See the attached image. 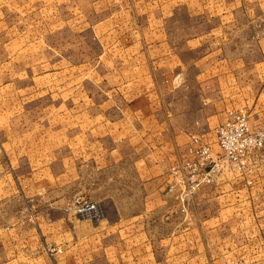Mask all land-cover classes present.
<instances>
[{"label":"crops","instance_id":"1","mask_svg":"<svg viewBox=\"0 0 264 264\" xmlns=\"http://www.w3.org/2000/svg\"><path fill=\"white\" fill-rule=\"evenodd\" d=\"M11 5L76 38L66 57L75 93L38 111L14 108L13 90L0 110V264H264V167L251 187L220 176L183 213L166 175L190 136L217 154L230 112L264 124V0ZM9 80L4 89L19 82ZM79 203L100 217L75 214Z\"/></svg>","mask_w":264,"mask_h":264},{"label":"rangeland","instance_id":"2","mask_svg":"<svg viewBox=\"0 0 264 264\" xmlns=\"http://www.w3.org/2000/svg\"><path fill=\"white\" fill-rule=\"evenodd\" d=\"M3 2L4 5H0V110L11 109L12 98L9 92L13 90L20 92V95L15 98L14 108L18 104L19 109L40 111L50 104H55L53 108L57 107L58 110L60 94L66 92L70 94V90H72L71 93H75V86H70V80H68L74 77L75 71L66 62V57L75 55L69 53L70 50L75 51L76 38L61 39L59 36L60 22L30 20L27 10H18V7H13L11 0ZM58 8L57 6L48 8L47 17L55 19ZM42 16L43 13L40 17ZM45 27L48 31L50 27L53 30V33L46 39H44ZM83 40L88 44L91 43L90 36ZM14 44L17 47L13 54ZM61 44L66 46L64 54L60 53ZM24 48H28L30 52L26 50L25 53L20 52ZM81 55L83 61H86V57L89 56L84 53ZM87 72L84 70L83 76H86ZM97 73L101 72L97 71ZM2 79L4 81L10 79L9 83H12L13 79L19 82L10 84L7 90L4 89L6 87L1 86ZM5 96H8V100Z\"/></svg>","mask_w":264,"mask_h":264},{"label":"built area","instance_id":"3","mask_svg":"<svg viewBox=\"0 0 264 264\" xmlns=\"http://www.w3.org/2000/svg\"><path fill=\"white\" fill-rule=\"evenodd\" d=\"M215 139L217 154L202 138L190 136L187 158L172 164L167 171L168 190L177 189L181 213L199 189L214 184L220 176L228 175L251 187L256 172L264 167V124L252 127L244 112H230L227 120L215 129ZM74 213L91 220H97L101 214L94 203H79L74 206ZM44 251L47 255L60 252L51 247H44Z\"/></svg>","mask_w":264,"mask_h":264}]
</instances>
